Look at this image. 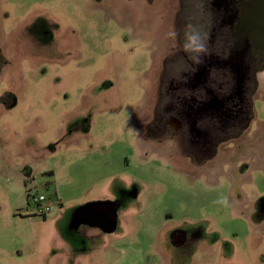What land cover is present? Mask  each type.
I'll return each instance as SVG.
<instances>
[{
    "label": "rangeland",
    "instance_id": "obj_1",
    "mask_svg": "<svg viewBox=\"0 0 264 264\" xmlns=\"http://www.w3.org/2000/svg\"><path fill=\"white\" fill-rule=\"evenodd\" d=\"M172 2L0 0V35L13 29L0 44V264H264L263 135L209 166L172 138L146 147ZM259 98L262 83L261 124ZM28 195L49 199L46 217ZM105 201L117 230L79 237L73 211ZM177 231L190 251H173Z\"/></svg>",
    "mask_w": 264,
    "mask_h": 264
},
{
    "label": "flooded vegetation",
    "instance_id": "obj_2",
    "mask_svg": "<svg viewBox=\"0 0 264 264\" xmlns=\"http://www.w3.org/2000/svg\"><path fill=\"white\" fill-rule=\"evenodd\" d=\"M247 2L175 0L169 4L171 18L165 20L168 29L164 37L172 46L155 61L153 69L158 71L149 95L145 94L150 106L141 123L146 147L158 149L172 138L173 145L194 163L206 166L222 164V158L230 154L236 158L243 152L247 157L252 154L259 134L264 136V121H258L254 103L260 83L264 86V52L239 32ZM12 32L7 28L0 35V44L8 42ZM28 37L39 46L38 35ZM3 52L0 48V68ZM259 99L264 107V98ZM96 203L101 205L85 210ZM96 203L73 211L71 223L79 237L93 238L90 232L95 230L104 235L117 230L116 204ZM189 240L186 233L174 232L173 251H190ZM73 246L76 253L87 250Z\"/></svg>",
    "mask_w": 264,
    "mask_h": 264
},
{
    "label": "water",
    "instance_id": "obj_3",
    "mask_svg": "<svg viewBox=\"0 0 264 264\" xmlns=\"http://www.w3.org/2000/svg\"><path fill=\"white\" fill-rule=\"evenodd\" d=\"M244 40L251 42L258 51L264 52V0H248L244 9L239 27ZM101 205H89L85 210ZM110 224L114 225L111 221Z\"/></svg>",
    "mask_w": 264,
    "mask_h": 264
},
{
    "label": "built area",
    "instance_id": "obj_4",
    "mask_svg": "<svg viewBox=\"0 0 264 264\" xmlns=\"http://www.w3.org/2000/svg\"><path fill=\"white\" fill-rule=\"evenodd\" d=\"M31 198V205L35 209L33 214L36 215H45L50 211V201L44 195H39L37 197L28 195Z\"/></svg>",
    "mask_w": 264,
    "mask_h": 264
},
{
    "label": "crops",
    "instance_id": "obj_5",
    "mask_svg": "<svg viewBox=\"0 0 264 264\" xmlns=\"http://www.w3.org/2000/svg\"><path fill=\"white\" fill-rule=\"evenodd\" d=\"M56 196V195H55ZM57 197V196H56ZM57 199H58V201H57V204L59 205H61V202H59V198L57 197Z\"/></svg>",
    "mask_w": 264,
    "mask_h": 264
}]
</instances>
